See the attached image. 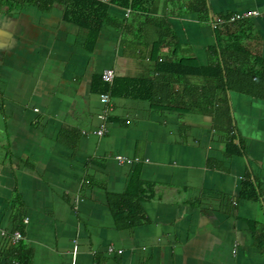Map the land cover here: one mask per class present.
Wrapping results in <instances>:
<instances>
[{"label":"crops","instance_id":"crops-1","mask_svg":"<svg viewBox=\"0 0 264 264\" xmlns=\"http://www.w3.org/2000/svg\"><path fill=\"white\" fill-rule=\"evenodd\" d=\"M193 6L109 3L94 38L63 3L0 0V264L23 256L29 264H264L255 237L264 232V98L229 91L230 132L226 117L217 126L209 113L121 95L101 117L106 68L162 81L157 61L210 64L217 30L264 59V0H207V19ZM251 10L260 14L218 23ZM172 89L189 83L162 86L160 96L170 99ZM230 135L243 153L227 154ZM136 170L151 186L147 220L120 227L110 197L126 191ZM247 175L259 200L241 196ZM15 231L24 236L18 243Z\"/></svg>","mask_w":264,"mask_h":264},{"label":"trees","instance_id":"trees-1","mask_svg":"<svg viewBox=\"0 0 264 264\" xmlns=\"http://www.w3.org/2000/svg\"><path fill=\"white\" fill-rule=\"evenodd\" d=\"M40 5L60 2L66 5V15L71 20L90 29L92 37H96L101 26L109 18V3H115L134 10L147 11L153 0H31ZM193 9L205 19L209 18L207 0H192ZM243 21V20H242ZM241 22V21H238ZM218 45L212 48L210 54L216 58L208 65L200 64L194 58L163 59L157 61L156 70L164 74V80L159 81L156 76L146 78L115 77L113 83L100 78L101 92H108L112 96H128L151 100L157 109H173L181 112H204L215 118L216 125L219 118L226 117V128L230 132L233 122L230 115L229 91H238L264 98V59L253 54L241 43L229 42L223 30H217ZM192 78H201L205 84L192 85ZM163 81H166L164 83ZM189 83L187 91L172 89L170 99L160 96L162 86H172L175 82ZM162 82V83H161ZM191 92L198 95L196 100L190 96ZM189 94V97H187ZM187 97V98H186ZM215 98V102H213ZM183 104V107L179 105ZM226 152L229 155L243 153L242 145L235 135H230ZM126 191L110 197V205L118 226H133L143 223L147 216L143 209V201L149 198L151 186L140 178L138 171L132 175ZM241 196L259 200L261 191L251 176L242 180ZM257 225V224H255ZM257 245L264 249V232L257 233ZM22 264L30 263V256L21 258Z\"/></svg>","mask_w":264,"mask_h":264},{"label":"built area","instance_id":"built-area-1","mask_svg":"<svg viewBox=\"0 0 264 264\" xmlns=\"http://www.w3.org/2000/svg\"><path fill=\"white\" fill-rule=\"evenodd\" d=\"M102 1H106V0H102ZM260 12L257 10H251V11H244V12H239V13H235L230 15L229 17H221L218 19V23H235L238 21H242V20H246L248 18H251L252 16H256L259 15ZM116 77V73L115 70L112 68H106L103 73H102V78L109 83H113L114 79ZM101 101L106 105V108L104 110V113L101 114V117L106 118L108 114H110V110L113 109V96L108 93V92H104L101 94ZM98 134H103L104 133V129L101 128L97 131ZM232 134H234V132H231ZM117 158L121 161H128V162H134V161H138L139 158H129L123 155H118ZM3 234L6 235L7 233L5 231H3ZM23 234L20 231H15L13 234L10 235V238L12 240L13 243H18L21 239H23ZM110 250L112 251L113 248L110 247ZM120 252L122 250H119Z\"/></svg>","mask_w":264,"mask_h":264}]
</instances>
